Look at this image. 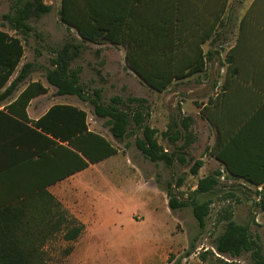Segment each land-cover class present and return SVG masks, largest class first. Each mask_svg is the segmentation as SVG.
I'll return each mask as SVG.
<instances>
[{
	"label": "rangeland",
	"instance_id": "obj_1",
	"mask_svg": "<svg viewBox=\"0 0 264 264\" xmlns=\"http://www.w3.org/2000/svg\"><path fill=\"white\" fill-rule=\"evenodd\" d=\"M13 1L0 0V27H8L2 16L8 15ZM42 1L49 12L29 21V33L18 35L24 43L19 68L30 65L23 84L38 81L56 95L46 77L57 71L71 76L89 98L97 93L92 101L101 108L118 110L130 118L143 113L141 120H129L123 139L113 142L119 155L69 180L62 200L43 198L44 206L36 198L37 207L30 208L28 216L37 220L30 223L34 227L31 232L44 252V264H144L156 259L157 249L165 245L163 238L170 231L176 239L168 243V262L223 264L226 260L207 258L203 250L214 248L229 224L248 230L251 252L264 264V216L256 206L262 189L242 187L238 179L221 176L213 163L201 171L209 148L197 115L203 100L209 97L211 101L219 93L214 90L220 82L216 78L227 69V53L251 0H229L220 33L203 46L207 59L203 75L170 85L162 93L150 89L126 68L123 47L82 41L75 30L60 22L61 0ZM203 82L210 89L200 88ZM188 91L196 92L190 95ZM62 99L53 103L79 106L87 113L91 129L108 136V120L95 119L94 104L78 96ZM142 127L156 131V143L163 151L161 160L151 162L143 154ZM195 163L197 172L192 175ZM206 177L216 179L212 191L196 193L197 182ZM74 182L80 188H75L77 192L71 191ZM88 186L90 192L85 190ZM169 196L179 204L174 211L168 208ZM198 203L207 204L202 224L193 216ZM42 217L46 219L43 223ZM78 226L84 227L82 235L67 241ZM251 252L226 257L237 264H257Z\"/></svg>",
	"mask_w": 264,
	"mask_h": 264
},
{
	"label": "trees",
	"instance_id": "obj_2",
	"mask_svg": "<svg viewBox=\"0 0 264 264\" xmlns=\"http://www.w3.org/2000/svg\"><path fill=\"white\" fill-rule=\"evenodd\" d=\"M263 3L264 0H254L242 17L236 44L226 56L228 78L239 73L236 55L264 56V46L242 50L239 47L248 26L260 30L257 35L264 40V11L259 13ZM227 5L228 0H61L58 16L60 22L75 30L84 42L123 47L126 68L150 89L161 93L174 81L205 70L207 59L202 46L215 34ZM48 12L49 7L42 0H14L10 13L2 19L17 36L25 35L30 32L29 21ZM22 42L20 36L13 37L0 31V90L4 89L0 93V102L24 83L29 72V64L17 70L24 55ZM71 79L57 71L46 77L57 95L78 96L94 104L92 98H97V93L89 98ZM46 92L40 82H29L14 101L0 110V184L5 188L0 192V264H44V252L31 232L34 229L31 224L37 220L28 216L29 209L37 207L36 198L42 203L43 198L53 201L54 197L45 190L47 186L117 153L110 141L88 130L87 114L77 107L53 105L38 120L31 121L26 114L29 102ZM254 112L249 120L263 119L259 116L264 113L263 107ZM201 113L213 124L207 107L201 109ZM142 114L140 111L130 118L118 110L94 104V116L108 120L106 126L115 141L124 138L129 120H141ZM141 130L143 154L151 162L161 160L163 151L156 143V131L149 127ZM234 142L235 139H231L221 148L214 145L209 154L225 166L231 178L255 188L261 187L256 206L264 216V133L252 138L245 146ZM242 147L249 152L248 161L245 160L249 166L247 171L240 170L241 163L232 160L237 157L231 153L232 149L239 155L238 150ZM29 165L35 169L31 176L25 179L13 177V172ZM43 166L47 169L43 170ZM196 166L197 163L191 168L192 175L197 172ZM215 184L214 177L202 178L197 182L195 192H211ZM178 206V202L169 196V210L174 211ZM206 209L204 203L194 207L193 216L199 224L203 222ZM44 221L46 219L42 217L40 222ZM81 231V226L73 229L72 237L67 241L77 239ZM251 240L248 230L229 224L218 237L214 250L219 255L237 256L241 251L251 252ZM255 254L252 251L250 255L260 264Z\"/></svg>",
	"mask_w": 264,
	"mask_h": 264
},
{
	"label": "crops",
	"instance_id": "obj_3",
	"mask_svg": "<svg viewBox=\"0 0 264 264\" xmlns=\"http://www.w3.org/2000/svg\"><path fill=\"white\" fill-rule=\"evenodd\" d=\"M253 1L254 0L250 1V3L247 6V9H245L244 13L242 14V16L239 20V25H238L237 34H236V38H235V42H234L233 47L235 46L236 41H237L238 36H239L240 24H241L242 17L244 16V14L248 10V8L252 5ZM228 3H229V0H228ZM227 7H228V5H227ZM226 10H227V8H226ZM226 10L224 12V15L226 13ZM9 11H10V8H9ZM262 11H264V3L261 4V8H260L259 13ZM9 13L10 12H8L7 14H9ZM224 15H223V17H224ZM255 15L256 16L258 15V8L255 11ZM223 17H222L221 23L223 21ZM221 23H220V25H221ZM220 25L217 26L215 34L220 33ZM0 31H4V32L8 33L10 36L18 37L16 35L15 31L9 30L7 27L6 28L0 27ZM259 32H260V30L255 29L252 26L246 27L245 28V39L242 41L243 43L241 42L239 44V47L241 48V50L244 48L248 49L246 47H251V46L252 47L253 46L254 47L264 46V40L259 35H257V34H259ZM215 34L212 36V38L215 36ZM207 43H209V41ZM207 43H205V44H207ZM203 46H202V48H203ZM235 60H236V64H237L236 67L238 68L239 73L237 75L234 74L233 76H230L229 78L227 77L226 71H223V73H220L221 74V75H219L220 78H218V77L216 78L217 81H220V82H218L216 84L217 87L214 88V90H216L219 93L217 95L213 96V99H211V101L209 100L210 99L209 97H207L205 100H203L204 103L201 104L200 111L197 114L200 117V122L202 123L203 128L205 129V132L207 134L206 145L208 146L209 151L214 145L217 148H221L222 145L226 144L231 139H235V142H234L235 144L240 145V146H245V145L250 144V140L252 138L260 137L264 133V113L259 115V116L263 117V119H261V120H254V121L249 120L251 115H253L252 114L253 111L256 112V110L260 107L264 108V56H260V55L259 56H253V55H249V54L248 55L240 54V55L235 56ZM20 64H21V62H20ZM19 66H18V68H19ZM19 69H17V70H19ZM203 72L196 74V75H193L191 77H188L184 80L187 81V80H189L195 76H202ZM15 75L16 74L13 75V77L11 78L10 81H12L14 79ZM184 80H181V81H184ZM181 81H174L171 85L177 84ZM253 81H255V82H253ZM29 82H33V81H29ZM29 82H27V83H29ZM27 83L19 84L18 88L16 90H14L12 92V94H10L5 100L0 102V110H3V108L5 106H7L12 101H14V99L18 96V94L25 88ZM41 85L44 88H46L47 92L43 95H40V96L33 98L29 102V104L26 108V114L31 121L38 120L41 116H43L45 114V112L51 106L57 105V104L58 105H71V106H74V107H77V108L83 110L82 108H80L79 106H77L73 103H67L64 101L53 103V101H55L56 98H60L61 100H63L62 98L66 97V96H59L56 93H55L56 95H53L54 91H53V93H51L49 91L48 87H46L43 83H41ZM254 85H256L260 88H255ZM261 87H262V89H261ZM200 88H206V89L209 88L210 89V85H208V83L203 82L201 84ZM3 91H4V89L0 90V93H2ZM195 92L196 91H188V94L191 95V94H194ZM205 107H207V114L209 116H211V118L213 120V124H211L207 120L206 116H204L201 113V109H203ZM83 111H85V110H83ZM255 112H254V114H255ZM183 114H185V113L183 112ZM95 119L97 121L99 120L96 117H95ZM87 120H88V116H87ZM87 127H88L89 131L103 136L105 139L110 141L112 145H113V142L116 143V141L112 138V136L108 130V127H107L108 136H106L102 133H98V132L93 131L91 129L90 125L88 124V121H87ZM97 128H99V127H97ZM240 132H241V135H239ZM63 147H67V146L63 145ZM116 150H117V153L115 155H113V156H111L105 160H102L99 163L106 162V161L112 159L113 157L119 155L120 154L119 150L117 148H116ZM238 151H240L239 155H236L235 150L232 149L231 153L234 154L235 156H237L236 158H232V160L234 162H238L239 164L241 163L240 164L241 165L240 170H242V171L249 170V166H246V164H245V162L248 161V156H249L248 153L249 152H246V150L243 149V147L240 148ZM202 161H203V163H202V166L200 168L201 171H203L204 168L207 167V165L213 163V164H216L218 168H220L219 171L221 173V176L226 175L227 177L231 178V176L228 173V171L226 170L225 166L222 163H220L219 161H217L212 155L209 154V157L206 159L205 158L202 159ZM99 163H97V164H99ZM97 164H93V165L89 164L88 167L85 168L84 170L92 168L93 166H96ZM44 169L46 170L47 168L43 166V170ZM34 170H35L34 167H31V165H29L25 169L19 170L18 172L17 171L13 172V174H14L13 177L19 178V179H21L23 177L25 179L28 176H31L33 174ZM84 170H82V171H84ZM82 171L77 172V173H75V174H73V175H71V176H69L63 180H60L54 184L47 186L45 188V190L50 195H52L54 198H56L58 200H62L63 193L66 191V183L71 179L74 180L75 178H77V175L79 173H81ZM56 173L59 174L58 172H56ZM239 183L242 185V187L254 188V186H250L249 184H246L244 181H242L240 179H239ZM1 185H2V183L0 184V192L2 190H5V188L1 187ZM76 187H78V184L74 182L72 184L71 191L77 192L78 190L75 189ZM78 189H80V188L78 187ZM255 189H261V187H258ZM85 190L90 192L92 190V188H91V186H88L87 189H85ZM79 192H81V191L79 190ZM83 231H84V227H82V231L78 237H80L82 235ZM171 232L172 231H170L169 235H167L163 238L164 241H167V242L165 243V245H163L157 249L156 259H154L153 261L152 260L147 261L144 264H163V263L164 264H173V262H168V259H167L168 252L170 251L168 243L172 242L176 239V236L173 235V233H171ZM203 252L208 253V255L206 254L207 258H210V257L213 258L214 257V258H218V259H221L224 261L226 260L225 263H223V264H237V263H234V260L232 258H229V259H231L229 261L228 258L226 257V255L225 256L224 255H221V256L218 255V253H216L214 248L211 246L205 247ZM192 255H190L189 257H191ZM199 264H210V263L200 262Z\"/></svg>",
	"mask_w": 264,
	"mask_h": 264
},
{
	"label": "built area",
	"instance_id": "obj_4",
	"mask_svg": "<svg viewBox=\"0 0 264 264\" xmlns=\"http://www.w3.org/2000/svg\"><path fill=\"white\" fill-rule=\"evenodd\" d=\"M258 190H260V189H258Z\"/></svg>",
	"mask_w": 264,
	"mask_h": 264
}]
</instances>
